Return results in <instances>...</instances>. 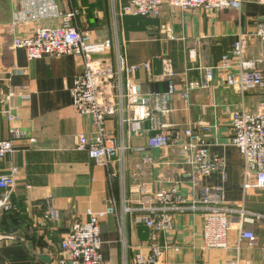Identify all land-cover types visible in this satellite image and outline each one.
<instances>
[{"label":"crops","instance_id":"0c3cea01","mask_svg":"<svg viewBox=\"0 0 264 264\" xmlns=\"http://www.w3.org/2000/svg\"><path fill=\"white\" fill-rule=\"evenodd\" d=\"M53 1L63 13L77 12L70 24L92 41H115L108 0ZM127 1L119 0L122 5ZM17 9L16 0H0V140L10 138L12 130L20 134L13 138L12 153L0 164V176L17 169L10 195L13 211L0 214V238L14 240L0 239V264H55L64 235L87 221V211L104 210L110 199L116 203L117 215L100 223L101 257L105 264H131L138 252H148L151 233L136 222L141 212L124 213L123 205L137 209L159 191H174L185 200V209L174 217L173 231L158 237L161 245L170 247L159 264H264V219L243 225L257 238L253 248L234 246L240 228L234 215L230 217L231 249L204 250L201 212L192 209L198 207L201 188L220 187L228 207L264 216V191L243 192V161L231 144L230 126L232 112H257L264 103V89L240 94L225 86L224 75L217 74L213 87L189 91L187 99L180 96L188 83L200 78L199 67H214L229 55L239 35L250 37L246 59L264 60V47L253 37L257 25L264 24V0H241L239 11L182 13L163 5L157 18H122L117 40L125 45L127 64L149 63L150 76L157 77L162 60H170L177 94L168 116L152 111L154 121L138 125H121L118 117L106 121L108 133L127 147L123 162L108 169L76 150L77 136L91 138L94 132L91 118L78 115L72 106L70 90L81 72L78 60L63 56L29 62L23 50L12 48L14 39L29 36L38 27L58 26L61 20L13 25ZM190 52L195 56L190 57ZM150 76L138 71V95L166 91L164 81ZM10 92L13 97L7 100ZM7 110L11 120L3 113ZM123 116L131 117L126 104ZM187 127L202 136L210 155L225 160L224 180L220 174L194 179L177 145L147 147L151 136L171 135L172 130ZM136 128L135 136L132 129ZM48 209L57 212V220H43ZM119 226L125 231V246L119 240Z\"/></svg>","mask_w":264,"mask_h":264},{"label":"built area","instance_id":"2783aa9c","mask_svg":"<svg viewBox=\"0 0 264 264\" xmlns=\"http://www.w3.org/2000/svg\"><path fill=\"white\" fill-rule=\"evenodd\" d=\"M17 10L13 15V25L31 21L60 19L58 26L38 27L29 36L14 39L13 49L23 50L29 62L44 57L60 58L72 56L78 60L80 74L74 79L70 90L72 106L78 115L90 117L94 126L91 138L84 134L77 136L76 150L85 152L95 165L108 169L115 162H123L127 147L118 143L105 128L108 119L119 118L121 125H138L147 120L154 121L152 111L168 116L172 110L170 103L177 94L174 84L175 72L170 60H162L163 68L159 76H150V64L130 66L125 57V45L117 40L119 23L125 16L157 18L163 5L182 13L201 10L214 14L221 11H239L241 0H128L125 5L119 0H108L115 41L105 39L92 41L80 33L70 22L77 12L63 13L53 0H16ZM162 31H166L162 27ZM264 47V24H258L253 34ZM250 37L239 35L232 44L229 55L221 57L214 67H199L200 78L188 83L180 93L188 98L189 91L204 90L216 84V75H224V84L240 94L264 89V60H247L245 55ZM190 57L195 56L190 52ZM144 70L153 81H164L166 91L161 94L138 95L137 73ZM13 97L8 93L7 100ZM131 109V117L124 118V105ZM11 120L8 110L3 112ZM203 126L202 122L197 123ZM232 132L231 144L238 150L243 161L244 193L251 190L264 191V103L256 113L234 111L230 115ZM167 126H163L166 128ZM170 128H173L170 126ZM138 135V129H132ZM20 136L16 130L10 131V138L0 140V164L12 153L13 138ZM177 145L184 164L191 169L194 179L220 174L224 180L225 160L210 155L202 136L187 127L183 131L172 130L171 135L160 133L147 141L149 149H164ZM17 169L12 168L7 175L0 176V214L13 211L10 195L15 188ZM196 208L201 212L202 249L226 250L232 247L229 241L231 216H238V230L235 247L245 244L253 248L257 243L254 233L245 230L246 221H258L264 216L249 213L242 207L230 208L225 203L220 187L201 188ZM185 200L174 191H159L137 209L123 205L124 213L141 212L136 222L144 224L151 233V244L146 254L138 252L131 264H159L162 256L170 248L159 243V235L173 231L174 217L185 208ZM116 203L110 199L104 210L86 212L87 221L75 224L64 235L55 264H105L101 257L100 223L107 217H116ZM56 211L48 209L43 220L55 221ZM119 240L126 243L123 226H119ZM13 241V237H4ZM237 248V249H238ZM174 252L178 248L172 249Z\"/></svg>","mask_w":264,"mask_h":264}]
</instances>
